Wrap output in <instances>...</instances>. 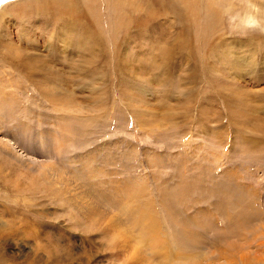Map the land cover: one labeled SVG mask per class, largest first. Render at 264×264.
Instances as JSON below:
<instances>
[{
	"label": "rangeland",
	"instance_id": "obj_1",
	"mask_svg": "<svg viewBox=\"0 0 264 264\" xmlns=\"http://www.w3.org/2000/svg\"><path fill=\"white\" fill-rule=\"evenodd\" d=\"M199 165L264 206V0H0V264H158Z\"/></svg>",
	"mask_w": 264,
	"mask_h": 264
},
{
	"label": "bare ground",
	"instance_id": "obj_2",
	"mask_svg": "<svg viewBox=\"0 0 264 264\" xmlns=\"http://www.w3.org/2000/svg\"><path fill=\"white\" fill-rule=\"evenodd\" d=\"M205 170L206 169L200 165L194 167V172L188 174V178H185L184 188L181 189L183 192L174 191L172 195L169 196L161 195V197L173 208L172 215L169 213L167 215L169 227L172 231L170 232V230H168V233L169 235H173V237L167 240V242H161V232L157 231L153 225H144L143 228L140 229L142 242L144 239L147 243H151L152 241L156 243V248L153 247L152 249L150 248V250L155 251L153 257L158 259V264H203L204 261L207 262V264H264L262 255H256L260 252L264 253V240H261L264 239V206H259V204H257L258 196L253 193L250 197H247L248 191H244L243 194L241 189L237 194V190L233 189V185L230 182L231 175L229 174L226 175L229 184H226L223 190L217 192L216 190L219 189V180L213 174V176H206L203 174ZM30 185L31 184L25 187L20 183L19 186L18 184L16 185L18 187L14 188V190L12 188L13 191L11 190V195L7 194L6 198L8 205H10V202H14V204L18 201H22L23 203L27 202L28 193L31 192ZM235 186L238 188L237 184H235ZM226 190L235 194V197L229 195ZM226 195L229 196L230 202L225 200ZM208 198L214 201L211 204V208H209L208 205H202L203 202L209 203ZM181 204L184 206L183 212L178 211ZM18 207L19 208L15 210L9 209L8 211L12 213L14 211L20 212L22 209L20 206ZM21 207H24L23 209L30 208L28 203L23 204ZM4 208L6 209V206ZM194 210L197 211L194 212ZM25 214L26 212L23 210L19 214L20 217L12 215L14 219H12V225H10L12 227L9 228L12 234L20 233V227L18 226H21V224L25 222L24 220H27L28 215L26 217ZM100 214L101 212L99 210L89 207V209L86 208L85 213L79 212V214L77 213L75 215H77V217L79 216L83 222V224L80 225L82 230L89 227L94 230L96 228L99 229V224H96L95 221L97 220L96 218L94 219V217H100ZM180 216L182 217L183 225H180L178 222ZM15 219L17 221H15ZM19 220H21L20 224L17 223ZM14 223L19 225L16 226V224L13 226ZM257 223H261V231V227H258L256 225ZM248 234L255 236L252 238ZM22 235L23 234L20 236L22 237ZM6 236L9 237L8 234ZM16 236L14 235V237ZM103 236L106 238L112 237L110 228L104 231ZM174 237H178L181 241L180 244L178 241L176 242V247L173 245ZM202 243H205L207 246ZM115 244L117 243L115 242L111 245L115 246ZM122 247H124V244L119 246V250ZM253 248L257 249L254 253ZM184 250L187 251L183 252ZM117 256L118 259L124 261L122 259L123 255L119 254ZM130 256L133 257V255ZM130 256L125 253V261H127ZM131 259L132 258H129L130 261ZM3 260L5 261V259ZM37 262L39 261L36 260L30 262V264H38ZM128 264H130V262ZM139 264L151 263L150 260H148V262L144 260Z\"/></svg>",
	"mask_w": 264,
	"mask_h": 264
}]
</instances>
